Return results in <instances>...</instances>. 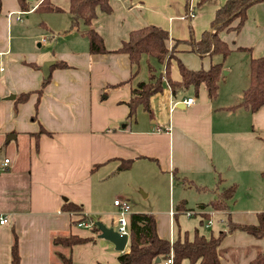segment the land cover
<instances>
[{
	"label": "crops",
	"instance_id": "obj_1",
	"mask_svg": "<svg viewBox=\"0 0 264 264\" xmlns=\"http://www.w3.org/2000/svg\"><path fill=\"white\" fill-rule=\"evenodd\" d=\"M0 1V151L7 148L10 156H0V216L7 217L0 224V264H10L14 235L20 264H58L57 251L70 255L73 264H116L119 254L129 250V236L118 251L98 237L99 230L78 226L99 221L117 230L116 198L128 201L130 213L154 214L158 236L170 241L175 238L173 222L184 212L188 217L198 214L206 229L212 221L225 224L227 212L233 222L257 223L237 219L250 211L231 215L234 196L225 211L211 204L224 187L234 183L238 188L245 182L248 170L264 174V159L255 158L250 164L239 149L243 139L264 143V105L255 112L242 106L229 109L240 102L248 86L250 57L264 56V1L247 8L237 31L218 33L232 51L223 60L227 71L222 73L216 98H208L203 84L197 91L188 87L173 95L164 83L150 96L149 110L139 108L131 118L130 91L137 81L148 79L147 63L156 75L165 66L156 67L155 59L143 56L137 75L130 78L127 54L114 51L121 41L132 30L155 25L168 32L167 47L185 67L208 69L221 56L200 57L189 40L210 28L215 11L226 0L201 5L198 0H109L111 12L97 10L91 23L108 50L103 54L88 52L82 34L87 26H71L67 0H51L63 8L57 13L35 11L42 0H30L33 8L28 11L21 10L18 0ZM238 22L236 18L231 26ZM50 36L53 39L46 41ZM237 48H249L250 53ZM233 54L244 65L239 82L231 76H237V68L225 61ZM47 61L53 63L43 77L42 63ZM57 61L67 67L54 66ZM170 77L180 80L175 59ZM21 94H27L25 101L18 98ZM188 98L192 103L183 101ZM40 127L45 133L33 137ZM212 183L214 188L209 187ZM175 184L211 195L208 201H195L196 212L186 195H174ZM160 186L169 194L157 203ZM66 201L80 204L82 214L62 210ZM81 215L87 221H79ZM232 233L241 235L240 241L221 242L222 264H248L258 250L264 251V237ZM69 234L91 239L71 248L53 245L55 236ZM158 259L153 264H165Z\"/></svg>",
	"mask_w": 264,
	"mask_h": 264
},
{
	"label": "trees",
	"instance_id": "obj_2",
	"mask_svg": "<svg viewBox=\"0 0 264 264\" xmlns=\"http://www.w3.org/2000/svg\"><path fill=\"white\" fill-rule=\"evenodd\" d=\"M67 11L72 16L71 26L82 23L87 29L82 33L87 39L88 52L90 54H103L108 52L104 46L102 36L91 27L93 18L97 10L109 13L111 5L109 0H67ZM188 3L190 0H185ZM207 0H198L201 5ZM264 0H226L214 13L210 22V28L204 30L196 40L190 39L191 49L200 57L203 56H221V60L212 63L208 69L191 70L178 59L175 61L178 65L180 80L175 81L170 77V50L167 47L169 38L168 32L155 25H145L132 30L126 40L121 41L120 46L115 52L126 53L132 67L130 78H134L139 69L140 61L143 56L155 59L158 63L164 64V72L155 74L149 63L148 79L137 81L130 91V98L127 102L129 111L128 118L134 117L136 111L149 110V98L152 94L160 91L167 83L175 95L179 90H185L193 87L196 91L201 84L204 85L208 98L214 99L218 92V83L223 77V60L232 51L228 44L222 40L218 33L223 30L233 29L237 31L245 20L246 10L254 3ZM22 11H28L33 8L30 0H18ZM1 10V1H0ZM63 10L59 5L51 0H42L35 7L37 12H61ZM239 22L235 27L231 23L236 19ZM238 51L250 53L249 48H237ZM54 66L59 68L67 67L64 61H57ZM37 67V66H35ZM248 86L244 89L239 103L230 106L229 109L242 106L252 112L257 111L264 105V56L251 58L248 62ZM49 81V77L43 80L42 86ZM25 101L27 94H21L18 97ZM45 133V129L40 127L39 131L33 134V137ZM264 140V136L261 137ZM235 184L231 183L225 187L220 198L215 199L211 207L215 210H227L228 202L233 198ZM62 210L75 213H81L83 207L72 201H66L62 205ZM79 221H87V217L81 215ZM227 230H222L216 235L206 237L198 234L197 230L192 239L184 237L173 239L161 238L156 231V219L154 214L148 212H131L128 218L129 228V250L122 252L117 257L116 264H153L156 258L166 260L170 253L172 254V264H182L184 259H188L192 264H222L219 259L218 247L220 246L227 233L241 231L254 238L264 237V215L257 213L256 224H243L233 222L229 212L226 213L225 221ZM93 231H98V227L93 222L91 225ZM91 238H81L76 235H58L52 240L54 246L62 248H71L72 245L84 242ZM58 264H73L70 255L65 251L55 253ZM10 264H20V256L17 247V237L13 236L11 245ZM248 264H264V251L258 250L255 257Z\"/></svg>",
	"mask_w": 264,
	"mask_h": 264
},
{
	"label": "rangeland",
	"instance_id": "obj_3",
	"mask_svg": "<svg viewBox=\"0 0 264 264\" xmlns=\"http://www.w3.org/2000/svg\"><path fill=\"white\" fill-rule=\"evenodd\" d=\"M46 34H50V33L47 31ZM50 35L52 36V34H50ZM51 36L48 38L46 37L45 38L46 41L52 40L53 38H51ZM34 46L36 48H38L37 42H35ZM169 50L171 51L169 57L171 58V60L175 59L174 50L173 49L172 50L169 49ZM40 51H42V49H40ZM213 58L220 60V58L218 56H215ZM229 60L231 61L232 65H234L237 68L236 71L238 72L237 76H234L233 75L234 73H231V76H233L234 78L236 77L235 81L239 82L242 78V75H243L242 72L244 69V65L240 61V58L238 55H235V54L231 55V58L228 57L225 60L226 63L229 62ZM153 62L155 64V66L157 64L159 65V63L156 62L155 60ZM170 63H171V61H170ZM43 64L44 63H42V66H43ZM154 70L155 69H153V71ZM224 71H227V70L223 69L222 73ZM239 149L241 150L242 155L246 157L244 159L245 162L248 161V163L251 164V161H253L255 158L259 159V160L264 159V143H259V142L255 143V142H252L251 140L243 139L239 143ZM8 151H9V149H7V148L4 149V151H0L1 158H4V157L10 158ZM258 157H260V158H258ZM246 175H250V176H248L247 180L245 182H242L238 186V188H237V184H235L236 188H235V192H234L233 205L231 206V204H230V207H229L231 210V215H235L236 213L243 212V211H250V212H247L246 214H243L241 216H236L237 219H239L242 222L249 221L251 219L257 220V217H256L257 213H262L264 215V174H262V173L256 174L254 171H252L250 169L247 171ZM214 185H215L214 183L209 184V187L214 188L215 187ZM176 186L177 185L175 184L174 195H177L178 198L186 195V198L188 201V206L190 208L194 209V211H196L195 210L196 208L194 205L196 200L204 199L205 201H208L206 199H209L208 197L211 195L209 193V191L206 193H197L195 191L194 187H191V190H189V191H185V190H182L181 188H177ZM223 189H221L220 192L218 193V198H220V195H221V192ZM168 194H169V191H167V189L164 190V188L163 187L161 188V186H160L158 188L157 203H158V201L159 202L165 201V196ZM159 195L162 198L161 200L158 199ZM112 211H114V210H112ZM198 216H199L198 214H195V215H192V217H188V216H186L185 212L179 214L178 218L173 222V228H174V232H175V238L174 239H177L178 237L180 239H183L184 237L192 239L194 237V234L196 233V230H197L198 234H200V235L204 234L206 237L210 236L211 234L216 235L219 233V231L227 230L226 224H222V226H221L220 224L219 225L216 224V221L213 222L212 220H211L212 222L210 225L211 227L209 229H206V228H204V224L199 223V221H198L199 217ZM205 221H203V222H205ZM245 223H248V222H245ZM241 234H243V233H241ZM243 235L246 236L245 234H243ZM239 236H241V235H239L237 233H232V234L227 233L222 244L223 245H225L226 243L232 244V243H235L237 241H240ZM182 264H192V263L188 259H185Z\"/></svg>",
	"mask_w": 264,
	"mask_h": 264
},
{
	"label": "built area",
	"instance_id": "obj_4",
	"mask_svg": "<svg viewBox=\"0 0 264 264\" xmlns=\"http://www.w3.org/2000/svg\"><path fill=\"white\" fill-rule=\"evenodd\" d=\"M185 103H192L193 99L188 98L183 100ZM8 160L6 159L4 162L6 163ZM113 205L117 208L116 212V223H117V231L119 233H124L129 236V228H128V218L130 215V204L127 200H122L116 198L113 200ZM7 222V217L0 216V224H4ZM90 223L79 222L78 226H91ZM165 264H172V254L170 253L169 257L165 260Z\"/></svg>",
	"mask_w": 264,
	"mask_h": 264
},
{
	"label": "water",
	"instance_id": "obj_5",
	"mask_svg": "<svg viewBox=\"0 0 264 264\" xmlns=\"http://www.w3.org/2000/svg\"><path fill=\"white\" fill-rule=\"evenodd\" d=\"M53 63V61H47L45 64H43L41 70L43 77H46L48 75L49 66ZM226 71L223 72L225 74ZM13 97V96H11ZM180 105V104H178ZM96 226L99 230V238L105 239L110 241L114 248L118 251H122L125 247V244L128 240V236L124 233H119L117 230H115L113 227H107L103 223L97 221L95 222ZM159 259L156 258L155 261H158Z\"/></svg>",
	"mask_w": 264,
	"mask_h": 264
}]
</instances>
